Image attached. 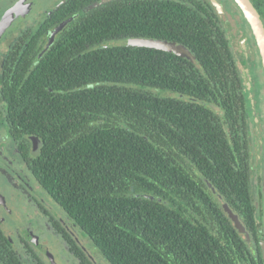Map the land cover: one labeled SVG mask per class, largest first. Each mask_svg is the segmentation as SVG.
<instances>
[{
	"label": "trees",
	"instance_id": "trees-1",
	"mask_svg": "<svg viewBox=\"0 0 264 264\" xmlns=\"http://www.w3.org/2000/svg\"><path fill=\"white\" fill-rule=\"evenodd\" d=\"M250 1L264 23V0ZM228 24L209 0H66L4 55L9 136L38 139L31 176L109 264H264L262 177L252 178L264 131ZM130 38L181 44L195 63Z\"/></svg>",
	"mask_w": 264,
	"mask_h": 264
},
{
	"label": "flooded vegetation",
	"instance_id": "flooded-vegetation-1",
	"mask_svg": "<svg viewBox=\"0 0 264 264\" xmlns=\"http://www.w3.org/2000/svg\"><path fill=\"white\" fill-rule=\"evenodd\" d=\"M64 2L66 0L57 7ZM11 6H18L19 13L0 34V42L6 34H15L0 59V86L2 61L14 40L22 30L37 28L57 8L43 15L44 7L41 11L35 10V7H39L35 0H0V19ZM37 11L41 14L38 18V15H34ZM74 17L69 16L54 25L41 42V48H46ZM23 20L27 22L19 29ZM62 23L65 24L50 41L51 33ZM4 117L0 101V264H101L97 256H91V250L96 249L87 236L72 230L71 225L75 226L73 221L31 176L28 161L37 153L40 142L31 136L21 143L13 141ZM263 137L262 134L258 145L260 152L257 154V174L261 177V167L264 170ZM43 235L45 242L40 240ZM55 245L59 249L52 254L49 249ZM99 256L109 264L100 253Z\"/></svg>",
	"mask_w": 264,
	"mask_h": 264
},
{
	"label": "rangeland",
	"instance_id": "rangeland-1",
	"mask_svg": "<svg viewBox=\"0 0 264 264\" xmlns=\"http://www.w3.org/2000/svg\"><path fill=\"white\" fill-rule=\"evenodd\" d=\"M36 4L39 5L38 8L35 7V10L41 11L42 7H44V14L47 15L50 14V12L56 8L61 2L64 0H35ZM230 1V0H229ZM34 15H38L37 18L41 15L38 11L34 13ZM230 18L232 20H229L228 16V21L229 24L227 25V30L229 33V38L231 39V48L234 54L236 55V58H238V66L240 71L243 73L244 80L246 83L245 91L248 96V100L250 102V110L252 112V120H253V128H259L261 127L262 130H264V87L260 85L259 81L263 80V73H262V67H261V62L258 54V50L255 47V41L253 38V42L250 39V36L248 35L251 34L250 28L246 24L245 21L238 22V15L236 12V15L234 17L230 14ZM242 15V14H241ZM243 16V15H242ZM233 17V18H232ZM243 18V17H242ZM232 21V22H231ZM27 20L21 21L20 28L21 29ZM242 30H246V35L243 34ZM15 33V32H14ZM15 34L8 33L6 36L3 37V40L0 42V59L3 56V53L7 50L10 41L12 40L13 36ZM248 57L255 59V63L257 64V68L255 72L259 75V81H257L254 78L253 74V67L251 62L248 60ZM171 93V92H169ZM263 118V119H262ZM259 149L257 148V154H259ZM259 169L257 168L256 171L254 172L252 178L256 177L255 173L257 174V171ZM260 171H262L263 176H262V184H261V190H260V195L264 199V170L261 167ZM259 172V171H258ZM33 184V183H32ZM255 192V190H254ZM256 196V195H255ZM257 201V200H256ZM258 210L263 211V220H264V204L262 203V206L258 205ZM64 212V211H63ZM65 213V212H64ZM66 215V214H65ZM72 221V220H71ZM74 223V222H73ZM75 226H72V230L75 229L78 233H81L83 235V232L78 228V226L74 223ZM38 237V236H37ZM46 237L41 236L40 240L41 242H45ZM87 241V240H86ZM58 246H54L53 249H49L52 254H54V251L58 250ZM57 253V252H56ZM91 256H97L98 259L100 260L101 264H108L104 259H102L99 256V253L96 250H91Z\"/></svg>",
	"mask_w": 264,
	"mask_h": 264
},
{
	"label": "water",
	"instance_id": "water-1",
	"mask_svg": "<svg viewBox=\"0 0 264 264\" xmlns=\"http://www.w3.org/2000/svg\"><path fill=\"white\" fill-rule=\"evenodd\" d=\"M209 1L212 3L217 13L228 19V14L219 0H209ZM233 1L249 25L251 34L255 41V46L258 50L261 67H262V73H263V81H264V23L262 22L259 12L256 10V8L254 7V5L251 3L250 0H233ZM18 13H19L18 6H11L5 10V12L3 13L0 19V34L9 25V23L14 18V16ZM64 24L65 23L59 25L51 33L50 41H52L55 33L58 32V30H60ZM127 43L131 45L154 47L157 49L173 52L177 55L186 57L190 61L195 63V59L193 55L185 46L181 44H175L173 42H168L160 39H147V38H130L127 40ZM223 207L227 211L232 221L234 222L235 227L240 232H244L245 228L238 219V216L229 209L226 203H223Z\"/></svg>",
	"mask_w": 264,
	"mask_h": 264
}]
</instances>
